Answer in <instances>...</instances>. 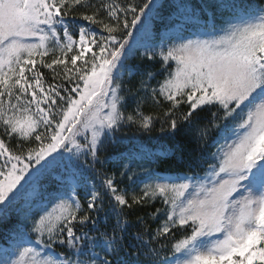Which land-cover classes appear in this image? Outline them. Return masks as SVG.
<instances>
[{"label":"snow or ice","instance_id":"6c2138e0","mask_svg":"<svg viewBox=\"0 0 264 264\" xmlns=\"http://www.w3.org/2000/svg\"><path fill=\"white\" fill-rule=\"evenodd\" d=\"M161 7L0 0V264H264V0H173L167 35Z\"/></svg>","mask_w":264,"mask_h":264},{"label":"trees","instance_id":"16d2710c","mask_svg":"<svg viewBox=\"0 0 264 264\" xmlns=\"http://www.w3.org/2000/svg\"><path fill=\"white\" fill-rule=\"evenodd\" d=\"M137 3L140 2V0H136ZM190 4L197 8H203V5L205 3V0H189ZM160 3L162 7L159 10V16L152 22L153 29L155 32L159 33L163 29H169L170 26V14L173 11V0H160ZM76 18L78 20V16L70 15L68 19ZM80 24H86L87 22L79 21ZM78 31V29H77ZM97 34L99 35L100 29L96 28ZM106 35V33H105ZM130 65H133L135 69L138 70V72H142L145 70V68H150L152 71H156L159 69L160 65L158 62L154 63H145L143 61H140L138 57H134L131 60L128 61ZM42 71L45 74L46 80L49 82H52V73L47 69H42ZM165 73L161 70L156 74V78L151 81L152 86L155 82L162 81L165 78ZM139 80V75L137 74L132 78V83H136ZM145 111H152V109H145ZM158 111V110H156ZM153 114H156L155 111H153ZM203 115V114H202ZM118 137L122 138V142L117 146L116 151H124L127 153L128 150H134L137 146H143L146 150H149L153 153H159L163 150H166L170 147H172L173 141L163 137V135L159 132V123L156 125V129L151 133H144L141 131H138L135 127H124L121 129V131L117 134ZM213 137H215V133L212 134ZM212 149L209 148L208 152H210ZM111 152V150H110ZM110 153H106L105 155H109ZM207 154V153H206ZM111 165V160L109 161V166ZM207 165H205L206 167ZM156 170L160 174H166L175 176L180 173L189 172V169H187L185 166L180 165L175 158L173 157H167V158H161L158 161ZM140 169H136L138 171ZM195 171H201V169H195ZM160 202L157 201L155 207H160ZM135 217H130L129 219H134ZM15 215H13V218L5 223L0 224V243H3V240L7 237V234L9 230L12 228L13 224L15 223ZM101 228H103V225H101ZM34 239V237H33ZM57 252L62 251V249H57Z\"/></svg>","mask_w":264,"mask_h":264},{"label":"rangeland","instance_id":"374dc122","mask_svg":"<svg viewBox=\"0 0 264 264\" xmlns=\"http://www.w3.org/2000/svg\"><path fill=\"white\" fill-rule=\"evenodd\" d=\"M153 27V26H152ZM154 30V29H153ZM155 31V30H154ZM167 32H168V29H163V30H161L160 32H159V34L160 35H167ZM193 38H195V37H193ZM175 65H174V63H173V67H174ZM164 80V79H163ZM162 80V81H163ZM153 86H157L158 87V83L157 82H155L154 83V85ZM137 172V171H136ZM137 174H138V176L140 177V178H144V173L140 170V171H138L137 172ZM125 183H127V181H125ZM58 211V210H57ZM35 238V237H34Z\"/></svg>","mask_w":264,"mask_h":264}]
</instances>
